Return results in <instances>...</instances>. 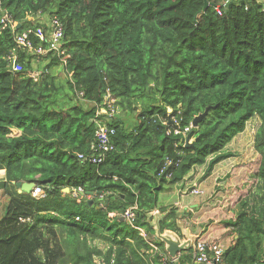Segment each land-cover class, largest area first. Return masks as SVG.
Here are the masks:
<instances>
[{
    "label": "trees",
    "instance_id": "obj_1",
    "mask_svg": "<svg viewBox=\"0 0 264 264\" xmlns=\"http://www.w3.org/2000/svg\"><path fill=\"white\" fill-rule=\"evenodd\" d=\"M208 2L204 10L205 0H0V21L8 12L23 25L19 32L41 26L48 33L54 17L66 26L65 54L52 52L35 65L0 23V169H6L0 189L7 199L0 264H96V257L105 264H196L191 249L170 258L147 214L167 186L198 166L210 175L234 156L227 146L254 118L256 182L225 220L236 237L220 264H264V0ZM15 54L21 71L12 69ZM46 69L41 79L31 77ZM105 95L119 107L116 149L101 164L82 162L78 153H90L95 141L94 103ZM207 107L192 145L167 134L179 110L188 125ZM18 182L42 185L46 195L19 192ZM66 187H83L97 199L78 200ZM134 205L145 236L121 220ZM177 218L170 207L162 232H179ZM150 239L166 263L149 252Z\"/></svg>",
    "mask_w": 264,
    "mask_h": 264
},
{
    "label": "built area",
    "instance_id": "obj_2",
    "mask_svg": "<svg viewBox=\"0 0 264 264\" xmlns=\"http://www.w3.org/2000/svg\"><path fill=\"white\" fill-rule=\"evenodd\" d=\"M222 11L219 10V14ZM1 26L2 29L10 28L14 34L15 43L20 49H24L30 54L41 58L43 56L49 55V53H55L56 55L62 56L64 53V48H62V43L65 37L66 26L59 20L57 17H54L52 20L53 29L47 33L44 27H37L36 29L28 28L19 32L17 30V23L13 19V17L6 12L1 18ZM33 37H39L40 40L48 42L47 45L42 42L38 45L35 44ZM12 60V69L13 71H21L22 65L16 61L17 56L11 57ZM48 72V70L34 72L31 74L35 80H39ZM82 94V93H81ZM172 109H169V113H172ZM118 112L117 107L114 104V100H108L106 106H100L94 116L93 122L96 127L95 132V141L91 145L90 153H78V158L82 162H90L92 164H101L107 158V155L115 150V144L112 141V136L116 134V128L111 126L109 119L113 118ZM180 114V110L178 111ZM178 115L171 116L170 123L172 124L171 129L168 130V135H174L181 138V142L179 144H185V140L190 135L193 124L190 123L188 125H183V117H179ZM164 169L162 170V172ZM3 177V172L0 171V179ZM83 192V188L80 187L74 191V195L78 196ZM192 193L200 194L202 190L200 188H194ZM34 197H41L45 195V189L41 185H37L34 187L32 192ZM124 216L131 223L135 222L137 218L136 206L131 207L125 211ZM144 235L146 233L143 229H140ZM150 246L152 249L150 250L152 253H156L159 251V247L151 242ZM225 247L221 242L217 241H206L204 239H199L196 242V246L193 252V256L195 261L198 264H217L222 260Z\"/></svg>",
    "mask_w": 264,
    "mask_h": 264
},
{
    "label": "crops",
    "instance_id": "obj_3",
    "mask_svg": "<svg viewBox=\"0 0 264 264\" xmlns=\"http://www.w3.org/2000/svg\"><path fill=\"white\" fill-rule=\"evenodd\" d=\"M20 133H21L20 130H17V132H15V134H20ZM235 139L227 146L228 150L232 151L230 147L233 145V142L235 141ZM257 156H258L257 158H259V155ZM238 157L232 156L230 158L223 160L222 162L216 165L215 169L210 175L205 174L206 172L205 165L194 168L192 171H190V173L185 177L183 181L175 184V186H177L176 192H177V195L180 197V200L176 201L174 204L169 203V204H164L162 206H159L157 204L158 211L165 217L168 215L170 207H175L178 213L177 222H178L179 232L176 231L177 232L176 233L172 231L174 232V235L176 236V238H173L174 240L185 241V240H189L190 237H193L195 235H201L204 238L215 239V240L221 241L222 243H224L226 248L229 247V245H231L232 243H234L236 235L235 233H233V230L231 227L226 226L225 220L233 218L235 216V213H229L228 212L229 209L225 208V205H224L225 202L223 200H220L219 198H218V202H215V201L210 202L208 197L204 198L202 196L204 193L196 195V194L190 193L189 191L193 185L194 186L196 185L200 188L201 186L204 187L203 186L204 181L209 180L211 177H214L216 179L217 178L216 173H218L219 170H221V172H225L227 168L230 166H233V169L231 172L232 175L228 177V181L232 180L233 182H238L239 177H242L241 174H245V171L249 170L248 169L249 164H245L244 162L241 163ZM199 170L201 171L203 170L202 172L204 174L203 177L201 176ZM194 171H198V172L195 173ZM233 182L231 183L229 182L228 184L230 185ZM211 183L212 184L215 183L214 179ZM216 184L219 185L220 183H216ZM166 190H170V191L174 190V187L167 186V188L161 192H164ZM209 192H210V187H209ZM220 193L221 191H217L216 194L220 196ZM159 197H160V194H159ZM5 198L6 197L3 195V191L0 190V213L2 211V207H1L2 201L1 200L6 201ZM92 198L97 199L95 194L92 196ZM98 200L102 201V198L100 195L98 197ZM158 203H159V199H158ZM100 206H102V204ZM163 207H168V209L163 211L162 210ZM233 207H235V203ZM206 219H207V223H205ZM155 236L158 237L156 232H155ZM165 248H166V245H165Z\"/></svg>",
    "mask_w": 264,
    "mask_h": 264
},
{
    "label": "rangeland",
    "instance_id": "obj_4",
    "mask_svg": "<svg viewBox=\"0 0 264 264\" xmlns=\"http://www.w3.org/2000/svg\"><path fill=\"white\" fill-rule=\"evenodd\" d=\"M44 20H50V17L48 15L43 16ZM37 65V63H34ZM57 76L59 77V80L62 81L64 77V74L62 73V69L59 70L57 69ZM127 120V125H130L134 122V117L132 115H128L126 117ZM260 125V120L258 118H254L251 121H249L248 126L246 130L238 136L235 141L233 142V145L230 147L235 154L234 157H238L239 161L242 163L244 162L245 164H249V170L245 171V174H241L242 177H239L238 182H233L232 180L228 181V177L232 175V169L233 166H230L227 168L225 172H221L219 170L218 173H216L217 178L215 179L214 177H211L209 180H206L203 182V186H201V189H203L204 194L202 195L204 198H207L210 200V202H218V198L220 200H223L225 202V208L229 209V213H235L236 211V206L235 208L234 203L245 195L248 191V189L256 182V179L254 177V173L257 170L258 167V154L256 153V150L254 148V136L255 132L257 131L258 126ZM231 165V164H230ZM222 167V166H220ZM206 171V170H205ZM195 173L198 171H194ZM201 176L203 177L204 174L202 173L203 170H199ZM203 174V175H202ZM215 176V177H216ZM214 179L215 183H211ZM233 182L232 184L228 183ZM211 183V184H210ZM216 183H220L217 185ZM210 184V185H209ZM199 185V184H198ZM174 190H166L164 192L160 193L159 199V206H162L164 204H169L172 203L174 204L176 201L180 200V197L177 195L176 189L177 186L173 185ZM209 187H210V192H209ZM192 188V187H191ZM217 191H221L220 196H218L216 193ZM92 198V197H91ZM6 199V198H5ZM2 204V211L0 213V218L1 215L3 214L4 210V205L7 202L4 200H1ZM193 215V214H192ZM187 218V217H185ZM205 223H207V219L205 220ZM138 229L140 227L138 226ZM95 244V243H94ZM96 244L100 245L101 247H104V244L100 242H96ZM230 246V245H229Z\"/></svg>",
    "mask_w": 264,
    "mask_h": 264
},
{
    "label": "water",
    "instance_id": "obj_5",
    "mask_svg": "<svg viewBox=\"0 0 264 264\" xmlns=\"http://www.w3.org/2000/svg\"><path fill=\"white\" fill-rule=\"evenodd\" d=\"M209 5L210 4H209L208 0H205L204 10H206ZM20 27H21V23H19L17 25V28H20ZM209 109H210V107H207V109L203 113L198 114L194 118V120H193V126L194 127H198L199 123L207 116ZM192 144H193V142L190 143L189 139L186 140V146H190ZM16 185L19 188V192L30 193L32 191L35 183H33V182H18ZM65 190L69 191L70 188L67 187V188H65ZM87 193L90 195L94 194L93 192H89V191ZM97 194L102 195L103 191H99ZM105 206H107V203L105 204ZM147 217L150 221V224L154 227V230L157 233L158 238L165 243L166 250H167L168 254L174 259H176L178 257L180 252L195 248L196 240L201 236V235H195L193 237H190L189 240L179 241V240L173 239V238H176V236L174 235V232H176V231L172 232L173 230L165 229L162 232L160 223L165 218V216H163L158 211L157 206L153 209V211H151L147 214ZM121 220L126 221L123 216L121 217ZM127 223H129L128 220H127Z\"/></svg>",
    "mask_w": 264,
    "mask_h": 264
},
{
    "label": "clouds",
    "instance_id": "obj_6",
    "mask_svg": "<svg viewBox=\"0 0 264 264\" xmlns=\"http://www.w3.org/2000/svg\"><path fill=\"white\" fill-rule=\"evenodd\" d=\"M217 10H218V13H219V10H221L222 11V9L220 8V7H218L217 8ZM222 14V13H221ZM220 14V15H221ZM16 22V21H15ZM17 23V25L19 24V22H16ZM22 24H21V27L20 28H17V30L19 31L20 29H22ZM19 48V47H18ZM24 50V49H23ZM50 54V53H49ZM65 54V49H64V53L62 54V55H64ZM31 55H33V54H31ZM15 56H17V59H18V54H15L13 57H15ZM34 57H35V61H34V63H38V62H40V61H44V62H48V61H50L51 60V57L49 56V55H46V56H43V57H41V58H38L37 56H35V55H33ZM12 56H9V60L11 61V64H12V58H11ZM60 57H62V56H60ZM17 59H16V61H17ZM65 60H66V58L65 57H63L62 58V62L64 63L65 62ZM18 62V61H17ZM46 70H48V72L44 75V76H46L48 73H49V69H46ZM70 75H72V73H70ZM33 78V77H32ZM35 80V79H34ZM83 94V92L81 91L80 92V94ZM108 100H114V104H115V106L117 107V109H118V112L116 113V115L113 117V118H111V119H109V121L108 122H110V124H111V126H113V124H112V122H113V120H114V118H116V116L118 115V113H119V107H118V105L116 104V100H115V98L114 97H112L111 95H105V98H104V102L102 103V104H100V103H94V105H95V113H96V111H97V109L100 107V106H106V104H107V101ZM170 109V108H169ZM95 113H94V115H95ZM93 119H94V117H93ZM92 119V120H93ZM190 123H192L193 124V121L192 122H190ZM114 127V126H113ZM116 128V127H115ZM194 128H197V127H194L193 126V128H192V130L194 129ZM95 129H96V127H95ZM15 132H17V129H14L13 130V134H15ZM95 132H96V130H95ZM116 132H117V130H116ZM191 133H192V131H191ZM190 133V135L188 136V138L186 139V140H188L189 139V142L191 143V142H194V140H195V137H193L192 136V134ZM240 134H242V133H240ZM239 134V135H240ZM237 137V136H236ZM96 138V137H95ZM180 138V137H179ZM186 140H185V144H184V146H186ZM180 142H181V138H180ZM179 142V143H180ZM179 145H181V144H179ZM183 146V145H182ZM115 149H116V146H115ZM257 153V152H256ZM108 156V155H107ZM106 160V159H105ZM0 171H2L3 172V177L0 179V181H2L3 179H5V177H6V169H0ZM17 184V183H16ZM35 186H37L36 184L34 185V187ZM42 186V185H41ZM34 187H33V189H34ZM44 187V186H43ZM67 188V187H66ZM70 188V187H69ZM80 188V187H79ZM83 188V187H82ZM194 188H200V187H198V186H192V188H190V193H192V190L194 189ZM19 189V188H18ZM33 189H32V191L30 192V194H32V192H33ZM44 189H45V187H44ZM78 188H74V189H71L70 188V190L69 191H66L65 190V188H64V192H66V193H72L73 194V196L74 197H76V198H78V200H81V199H83V198H86V199H88L90 202H91V204H93V202H94V199L93 198H91L94 194H92V195H90V194H88L87 192L88 191H85L84 189H83V192L82 193H80L78 196H75L74 195V191L75 190H77ZM201 189V188H200ZM1 190V189H0ZM202 190V189H201ZM204 192H203V190H202V193H200V194H203ZM97 194V193H96ZM192 194H195V193H192ZM45 195H46V191H45ZM44 195V196H45ZM98 195V194H97ZM100 196H101V198H102V200H104V194H99ZM196 195H198V194H196ZM32 196H33V194H32ZM44 196H41V197H35V198H42V197H44ZM34 197V196H33ZM92 200V201H91ZM107 201L108 200H106V203H107ZM105 203V204H106ZM105 204H103L102 206H100V207H106L105 206ZM134 206H136V212H137V208H138V206L137 205H134ZM134 206H131V207H134ZM131 207H129V208H131ZM129 208H127V209H129ZM126 209V210H127ZM125 210V211H126ZM125 211L122 213V214H120V217H124L125 218V222H127V220L128 219H126V217L124 216V214H125ZM153 211V210H152ZM151 212V211H150ZM149 213V212H148ZM77 219H79V217H77ZM26 221H28V222H31V219H25V218H21V222H26ZM129 221V220H128ZM136 221V220H135ZM150 222V221H149ZM128 224H131L132 226H134V227H137L138 228V226H136L135 225V222H133V223H131L130 221H129V223ZM140 227V226H139ZM140 229H143L144 230V232L147 234V231H146V229L145 228H143V227H140ZM140 229H138L139 231H140V233L142 234V235H144L143 233H142V231L140 230ZM145 236V235H144ZM155 236V235H154ZM159 239L158 237H154V239ZM199 239H204V240H206V241H217V242H221V241H218V240H215V239H212V240H207V239H205V238H203L202 236H200L197 240H196V242L199 240ZM160 240V239H159ZM149 246H150V243L151 242H153V243H155L158 247H159V245L154 241V240H152V239H150L149 241ZM96 243V242H95ZM222 243V242H221ZM223 245H224V243H222ZM101 247V246H100ZM224 247H225V245H224ZM103 248V247H102ZM227 248H229V247H227ZM226 247H225V250L224 251H226V249H227ZM152 249V247L150 246V249H149V252L150 253H152L150 250ZM194 249L195 248H192L191 250H192V254H193V252H194ZM225 253V252H224ZM152 254H154V253H152ZM155 254H158L159 256H160V258L162 259V261L164 262V263H166V260L168 259V256H166L165 255V253H162V251H161V247H159V251L158 252H156ZM224 255V254H223ZM170 256V255H169ZM170 258L173 260V261H175V260H177L178 259V257L176 258V259H174V258H172L171 256H170ZM193 259H194V256H193ZM222 259H223V257H222ZM95 261H96V264H105L104 263V261H103V259H101V258H99V257H96L95 258ZM194 261H195V259H194ZM222 262V260L219 262V263H217V264H220ZM195 263L196 264H198L196 261H195Z\"/></svg>",
    "mask_w": 264,
    "mask_h": 264
}]
</instances>
